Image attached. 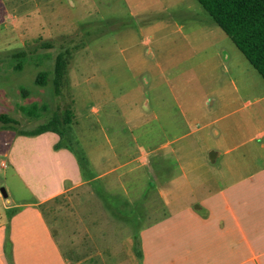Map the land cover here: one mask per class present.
Here are the masks:
<instances>
[{"label": "rangeland", "instance_id": "obj_1", "mask_svg": "<svg viewBox=\"0 0 264 264\" xmlns=\"http://www.w3.org/2000/svg\"><path fill=\"white\" fill-rule=\"evenodd\" d=\"M143 3H149V13L155 15H137L133 0H0V114L17 122L14 128H0V190L7 195L4 198L0 192V213L8 215L16 203L30 201L9 166L1 167V163H7L3 154L15 133L32 130L52 115L60 116L70 105L71 124L62 138L54 137L56 143L92 162L91 167L87 166L88 174L110 171L101 181L107 189L120 184L128 189L126 177L115 178L133 169V208L126 209L120 200H113L111 195L121 196L117 190L105 192L101 200L107 216L110 213L113 219L105 225L107 246L111 251L118 250L121 239L131 233L133 264H146L142 262L141 232L152 227L148 224L152 201L162 203L166 199V195L158 197L161 177L170 174L171 179L177 180L181 172L188 174L193 168L189 158L194 156V142L205 131L210 132L197 129L200 123H184L181 118L170 123L171 127L151 128L146 102L154 92L163 97L167 91L204 94L221 87L229 78L219 64L225 59L222 49L212 45L194 48L196 42L183 39L192 24L189 21L212 26L224 42L232 44L208 15L204 19L182 18L172 16L175 10L164 11L159 0ZM64 43L66 47L76 43L80 49L72 55L66 86L56 96L51 83L53 62ZM19 51H24L25 56L14 57ZM215 54L219 56L216 64ZM41 71L49 73L44 86L35 83ZM209 101L210 97L206 98L205 102ZM41 106L47 111L42 112ZM21 107L29 109L34 117H27ZM27 165L23 175L34 186L33 175H29V171H34V162ZM94 186L100 189L98 184ZM96 200L90 190L83 189L43 205V214L64 252L65 244L78 254L89 247L88 240H83L80 219L98 216V210L92 206ZM159 213L161 210L155 212L154 218ZM119 214L131 219L124 224ZM73 232L74 240L67 241ZM135 238L139 241L136 247ZM168 242L166 239L165 243ZM150 258L152 264H160L156 258Z\"/></svg>", "mask_w": 264, "mask_h": 264}, {"label": "crops", "instance_id": "obj_2", "mask_svg": "<svg viewBox=\"0 0 264 264\" xmlns=\"http://www.w3.org/2000/svg\"><path fill=\"white\" fill-rule=\"evenodd\" d=\"M146 1L150 0H133V8L138 9L139 16L152 17V6L142 5ZM159 1L164 11L175 10L172 16L204 19L208 15L196 0ZM196 22L189 21L192 24L183 39L196 42L194 48L212 45L222 49L225 59L219 62L217 57L222 52H217L214 64L219 62L229 78L221 87L204 94L167 91L163 97L154 92L146 102L151 128L171 127L170 123L181 118L184 123H200V127L195 126L197 129L210 132L205 131L194 142V156L189 158L193 168L188 174L181 172L177 180L171 179L170 174L161 177L158 197L166 195V199L162 203L152 201L149 206L153 219L148 223L152 227L141 232L142 262L152 264V257L160 264H264V79L232 42H224L212 26ZM195 33L199 35L195 37ZM208 97L209 103L205 102ZM55 136L52 132L36 136L16 132L3 154L7 163H1V167L9 166L30 201L16 203L8 215L0 213V264H123V259L124 264H133L131 233L121 239L118 250L111 251L107 246L105 225L113 219L110 213L107 216L106 205L101 201L105 192L117 190L121 196L111 195L113 200H120L126 209L133 208V169L115 178L126 177L128 189L123 184L107 189L101 181L110 171L84 177L69 150L54 148ZM99 158L100 155L95 161ZM29 161L34 162V171H29L34 186L24 177ZM87 162L88 168L93 165ZM83 189L90 190L97 199L92 206L98 216L80 219L83 240L87 239L90 245L78 254L65 244L64 252L42 207ZM3 209L8 210L6 206ZM159 210L161 213L154 218ZM119 217L124 219V215ZM129 218L125 215L124 224ZM74 237L73 232L67 241L72 242Z\"/></svg>", "mask_w": 264, "mask_h": 264}, {"label": "trees", "instance_id": "obj_3", "mask_svg": "<svg viewBox=\"0 0 264 264\" xmlns=\"http://www.w3.org/2000/svg\"><path fill=\"white\" fill-rule=\"evenodd\" d=\"M205 10L210 19L230 39L235 47L243 54L252 68L264 79V0H196ZM70 42H73L71 39ZM71 46V47H70ZM69 47L60 45V51L56 54L52 69V87L56 96L60 95L66 86L67 71L72 55L80 49L76 43ZM24 51L14 54V57H24ZM49 73L41 71L36 75L35 83L39 86L46 85ZM32 107H35L32 105ZM27 117H34L27 108H20ZM42 112H46L45 106H41ZM72 110L67 106L59 116L52 115L46 123L38 125L29 131L18 130L19 135L36 136L45 132H52L59 138L64 136L65 128L71 124ZM0 128L11 129L17 124L15 120L5 114H0ZM63 127V128H62ZM55 149L65 148L69 150L77 160L81 174L87 173V162L77 156L73 150L64 145L56 144ZM100 193V192H99ZM98 194V193H97ZM101 194V193H100ZM139 245L135 238V247Z\"/></svg>", "mask_w": 264, "mask_h": 264}, {"label": "water", "instance_id": "obj_4", "mask_svg": "<svg viewBox=\"0 0 264 264\" xmlns=\"http://www.w3.org/2000/svg\"><path fill=\"white\" fill-rule=\"evenodd\" d=\"M0 192H1V196H3L5 198L6 197V194H5L4 190L1 189Z\"/></svg>", "mask_w": 264, "mask_h": 264}]
</instances>
